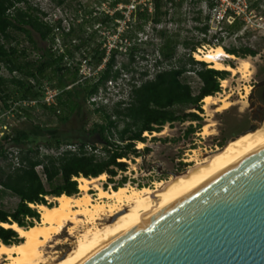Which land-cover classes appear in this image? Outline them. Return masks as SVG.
Returning a JSON list of instances; mask_svg holds the SVG:
<instances>
[{
  "label": "rangeland",
  "instance_id": "obj_1",
  "mask_svg": "<svg viewBox=\"0 0 264 264\" xmlns=\"http://www.w3.org/2000/svg\"><path fill=\"white\" fill-rule=\"evenodd\" d=\"M27 1L32 7L39 10L38 14L44 21L53 22L54 26V42L41 40L39 35L34 34L38 47L42 49L51 47L56 54L69 50L70 56L64 60V65L72 69L78 67L80 82L97 78L105 68L106 61L114 55L113 69L114 71L119 70L121 75L116 79L111 78L99 88V91L103 93L104 101L102 103L108 108H111L114 103L128 98L130 91L128 82L132 76L138 80L141 72L148 71L152 78L158 69L154 59L159 58L160 45L166 41V38L161 36V32H164L165 36L170 38L176 46L175 57L172 60H162L161 69L177 64L182 54L189 51L184 48V41L191 43L200 41L204 38L202 29L206 27L208 28L206 40L210 44L202 43L205 46L204 52L218 46L223 49L250 47L257 50L256 56L244 58L251 64L248 75L236 74L232 76L229 72L226 78L220 81V91L213 95L216 98L227 97L228 109L219 111L218 109L222 105L219 103L210 106L207 112L203 108L202 102L201 109L198 110L176 108L179 114L194 113L199 116V119L166 124L160 132H145L143 146L139 148L140 142L136 143V149L141 152V156L130 155L123 159L125 161L122 162L127 165V168L124 172H118L113 181H109L108 175L105 174V180L98 182L105 190H116L114 185H117L123 177L127 178L123 186L151 189H154L158 182L178 178L195 165L196 157L199 156L202 159L212 156L213 153L209 151L222 149L230 140L254 129L256 123L264 115V94L261 95L260 92L254 91L257 84L264 83V0H163L162 11L167 13L156 25L152 21L153 6L150 9V4L149 6L137 4L125 21L120 17L112 18L98 25V21L103 19L104 15L111 18L116 14L112 15V8H115V5H110L112 0H66L63 5H57L53 0ZM123 2L126 5L128 0H123ZM18 7L22 8L23 6L19 5ZM107 10L110 12L106 13ZM40 12L45 13V16ZM145 12L148 13L149 19L142 21L140 14ZM218 12L221 14L225 12L224 16L226 17L236 16L240 21L239 27L231 29L230 26L233 24H229L225 18L219 25L223 29L222 33L216 34L215 24L219 17ZM118 13L121 15L119 8ZM96 18L98 19L96 20ZM55 20L61 21L60 27L57 22H54ZM70 28L74 29V34L67 37L65 33H68ZM96 28V36L93 37L92 33ZM12 36L15 39L10 41L0 37V43L4 44L7 49L11 46H18L20 49L26 48L29 54L28 60L35 59L42 53V51H35L33 46L25 40L24 35L12 33ZM15 40H18L20 45ZM80 45L81 49H77ZM99 45L106 50V56L103 63L95 67L90 53ZM198 47L201 46H196V52H198L196 50ZM192 54L194 60L198 61L195 59V54L193 52ZM234 57L233 60H227L226 64L236 66L242 59ZM203 63L210 68L208 63ZM195 67L200 68L199 65H195ZM2 73L9 76L4 67ZM13 74L32 85L34 92L43 93L46 87L56 84L52 75H49L43 82L37 83L32 78L26 79L21 73ZM184 80L192 86L195 92L199 89L201 82L195 73H187L184 75ZM246 88L250 89L247 95ZM1 94L3 95V93ZM4 94L10 96L8 101L10 107L5 109L0 100V140L5 135L11 139L3 142L7 155L0 156V176L10 173L15 167H18L17 156L21 151L25 152L29 148L35 149L32 144H24L23 141L18 144L14 139L30 133L33 137L43 135L50 143H53L58 138L61 127L58 125L57 118L42 105H39L37 101L30 106L24 102H16L17 92L12 84H7ZM43 96L44 94H41L40 99L38 96L36 100H42ZM93 107L90 106V108ZM100 120L98 114L94 113L91 116L92 122ZM191 126L195 127L196 134L188 135L186 132ZM205 126L208 127V135L201 134ZM40 148L41 154L52 153L43 146ZM37 169L41 171L40 168ZM90 194L94 199L96 198L94 189L90 190ZM54 198H46L47 203L54 206L56 204ZM18 203L19 198L0 185V207L6 211H13ZM32 207L38 211L37 206ZM38 222L35 221V224ZM80 230L81 228H79ZM75 239L76 235L71 236L65 229L45 247V257H54L56 254L57 257L63 256L72 249ZM0 264H6V260L0 259Z\"/></svg>",
  "mask_w": 264,
  "mask_h": 264
},
{
  "label": "trees",
  "instance_id": "obj_2",
  "mask_svg": "<svg viewBox=\"0 0 264 264\" xmlns=\"http://www.w3.org/2000/svg\"><path fill=\"white\" fill-rule=\"evenodd\" d=\"M53 1L57 5H63L66 0ZM115 4L114 1L112 6ZM19 5L23 7L20 8ZM163 5V0H153L152 21L155 25L159 24L162 16L167 13L162 11ZM38 13L39 10L32 7L27 0H0V37L10 41L15 39L12 33L24 35L25 40L33 46L35 51H42L35 59L28 60L29 54L26 48L11 46L7 49L0 43V100L4 108L9 109L10 96L4 94V89L7 84H12L17 92L16 102H24L30 106V102L37 101L57 118L58 125L61 126L59 136L53 143H50L43 135L33 137L30 133L14 139L18 144L22 141L24 144H32L35 149L21 151L17 156L18 167L0 176V185L19 198V203L13 211H6L0 207V244L5 245L18 244L22 239L15 230L3 228L1 223L16 224L21 228L34 226L35 221L40 220V214L32 206L48 205L46 201L48 197L77 195L79 188L76 178H97L107 174L109 181H113L118 172H124L127 168L121 160L130 155L141 156V152L136 149V143L145 141L143 137L145 132H160L166 124L198 120L197 114H179L176 108L201 109L202 100L206 96L218 93L220 81L229 74L226 71L208 68L205 63L195 61L191 56L196 46L202 43L210 44L206 40L207 27L202 29L204 38L200 41L196 43L184 41L183 46L189 51L182 54L177 64L161 69L162 60H172L176 55V46L164 32H161V36L163 35L166 41L160 45L159 58L154 59L158 69L152 78L148 71L141 72L138 80L132 76L128 82L130 91L127 99L114 103L111 108L103 104L96 106L89 102L91 97L98 93L101 85L121 75L119 70L113 69L114 55L106 61L105 68L97 78L80 82L78 67L72 69L64 65V60L70 56L69 50L56 54L51 47L48 49L38 47L34 34L39 35L41 40L54 42L53 22L44 21ZM40 14L45 16V13L40 12ZM119 17H122L119 13L111 18L104 15L103 19L98 21V25ZM148 19V13L140 14V20ZM54 22H57L60 27V20ZM239 24L240 21L236 18L230 28L237 29ZM96 32L97 28L92 33L93 37L96 36ZM73 34V28L65 33L67 37ZM16 43L20 45L18 40ZM81 45L77 49H81ZM224 50L242 59L257 55V50L250 47L225 48ZM90 54L94 60V66L97 67L103 63L106 50L99 45ZM195 65H199L200 68H196ZM3 67L9 76L2 73ZM13 72L23 74L26 79L32 78L37 83L43 82L52 75L56 81L55 86L52 87L60 92L56 104L47 105L36 100L38 96L40 99L42 92H34L32 85L22 78L12 76ZM190 72L195 73L201 82L196 92L184 80V75ZM90 106L94 107L90 108ZM94 113L100 115L99 122L91 121ZM194 132L195 127L191 126L186 133L191 135ZM10 139L5 135L0 140V156L7 155L3 142ZM41 146L52 153L41 154ZM68 146H76V150L73 151L67 148ZM87 146L93 149L101 147L104 151L101 154H95L89 152ZM126 181L127 178L123 177L117 185H114V189L123 186Z\"/></svg>",
  "mask_w": 264,
  "mask_h": 264
},
{
  "label": "bare ground",
  "instance_id": "obj_3",
  "mask_svg": "<svg viewBox=\"0 0 264 264\" xmlns=\"http://www.w3.org/2000/svg\"><path fill=\"white\" fill-rule=\"evenodd\" d=\"M234 58L220 46L202 55L195 53L196 60L208 63L212 69L230 72L232 76L248 75L251 64L247 59H240L236 66L226 64L227 60ZM249 92L250 89L246 88V95ZM202 103L207 112L210 106L219 103L222 104L219 111L229 108L227 97L206 96ZM201 134H209L207 126ZM142 146L140 142L139 148ZM262 148L264 120L255 130L227 142L224 148L209 151L213 153L212 156L202 159L196 157L195 165L187 173L158 182L154 189L121 186L116 190H105L98 184L105 180V174L97 178H76L80 193L55 197L54 206L38 205L40 221L34 226L21 228L16 224L1 223L3 228L15 230L22 241L12 245L0 244V259L4 258L6 264H82L118 238L180 202ZM91 189L96 191L95 199L90 194ZM65 229L71 236L76 235L72 249L61 257H57L56 253L54 257H45V247Z\"/></svg>",
  "mask_w": 264,
  "mask_h": 264
},
{
  "label": "water",
  "instance_id": "obj_4",
  "mask_svg": "<svg viewBox=\"0 0 264 264\" xmlns=\"http://www.w3.org/2000/svg\"><path fill=\"white\" fill-rule=\"evenodd\" d=\"M82 264H264V148Z\"/></svg>",
  "mask_w": 264,
  "mask_h": 264
},
{
  "label": "built area",
  "instance_id": "obj_5",
  "mask_svg": "<svg viewBox=\"0 0 264 264\" xmlns=\"http://www.w3.org/2000/svg\"><path fill=\"white\" fill-rule=\"evenodd\" d=\"M114 1L116 2V4H115V8H112L113 9L112 10L113 11L112 15L115 14V13H118V8H119V11H120L121 16H122L121 18L123 19V21H125L127 16L129 17V14L136 8L137 4H139V5L142 4L143 6H149V4H150V6H149L150 9L153 6V0H128L126 5H124L123 0H118V1L112 0V4H113ZM112 4H110V5H112ZM109 12H110L109 10L106 11V13H109ZM125 12H127V13H125ZM224 14H225V12H224ZM224 14H221L219 12L217 13V15L219 17H217L216 24H215V26H216L215 29H217L216 30V34L217 33H222L223 29H222L221 26L219 27V25H221L223 23L222 21L225 18H226L227 22L229 24H231V25L234 24V22L236 20V16L229 15L228 17H226V16H224ZM200 46L201 47H198L196 49L198 52L195 51V52H193L194 54L195 53H200L202 55L204 53L205 46L203 44L200 45ZM200 48H203V49H200ZM13 73H16V72H13ZM13 76H14V74H13ZM59 93H60L59 90H57V89H55L53 87H46L45 91L42 93V94H44V96H43L42 100H40V102L44 103V104H47V105H54V104H56L57 96L59 95ZM102 98H103L102 91H98V93L96 95L91 97L89 102L91 104H95L96 106H99L100 104H103L102 102L104 100ZM25 104H27V103H25ZM30 104L31 105L35 104V101L30 102ZM67 148L72 149L73 151L76 150V146H68ZM87 150L89 152H92V153H95V154H101L102 153V151H100L101 147H98L97 149H93L91 146H87Z\"/></svg>",
  "mask_w": 264,
  "mask_h": 264
},
{
  "label": "flooded vegetation",
  "instance_id": "obj_6",
  "mask_svg": "<svg viewBox=\"0 0 264 264\" xmlns=\"http://www.w3.org/2000/svg\"><path fill=\"white\" fill-rule=\"evenodd\" d=\"M255 89H256V90H255ZM254 91H255V92H260L261 95H263V94H264V83H263V84H257V85L255 86V88H254ZM192 134H196V133L194 132V133H192Z\"/></svg>",
  "mask_w": 264,
  "mask_h": 264
}]
</instances>
